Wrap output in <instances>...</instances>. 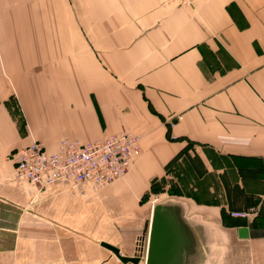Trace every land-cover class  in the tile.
Here are the masks:
<instances>
[{
	"label": "crops",
	"instance_id": "0c3cea01",
	"mask_svg": "<svg viewBox=\"0 0 264 264\" xmlns=\"http://www.w3.org/2000/svg\"><path fill=\"white\" fill-rule=\"evenodd\" d=\"M68 2L66 19L45 0H0V264H115L104 248L77 249L69 227L91 191L12 180L9 155L32 140L28 128L48 152L61 138L138 135L139 155L116 182L171 184L201 227L204 264H264V0ZM61 24L83 38L59 39ZM113 184L100 206L126 193Z\"/></svg>",
	"mask_w": 264,
	"mask_h": 264
},
{
	"label": "built area",
	"instance_id": "2783aa9c",
	"mask_svg": "<svg viewBox=\"0 0 264 264\" xmlns=\"http://www.w3.org/2000/svg\"><path fill=\"white\" fill-rule=\"evenodd\" d=\"M193 1L158 0V5H189ZM139 152L138 135L125 131L87 142L61 138L51 152L44 148L41 141L32 139L27 146L9 155L13 164L11 178L37 190L54 183H64L78 196L84 197L88 191L99 190L122 179ZM253 213L254 209L248 208L230 216L246 218Z\"/></svg>",
	"mask_w": 264,
	"mask_h": 264
},
{
	"label": "rangeland",
	"instance_id": "374dc122",
	"mask_svg": "<svg viewBox=\"0 0 264 264\" xmlns=\"http://www.w3.org/2000/svg\"><path fill=\"white\" fill-rule=\"evenodd\" d=\"M68 7V0H58V2L56 0H45V8L47 11L53 12L59 18L62 12L67 19L66 15L67 13L69 14ZM57 33L59 39H65L67 42L83 38L82 31H74L72 27L67 29V25L63 24L59 26ZM82 50L83 48H79V51ZM167 127V129L170 128L169 123ZM47 130L48 132L51 131L50 128ZM27 132L29 136L28 140L35 139L32 138L29 128ZM161 181H163V178H161ZM117 183L127 187V189H124L126 193L119 191L116 195L117 199L114 198L111 201H107L106 205H103L104 207L100 206L103 200L99 199L98 193L111 184L116 185ZM159 184L155 186L154 180L149 181L144 177L140 178L138 176L131 189H128L125 180L124 182L114 181L99 190L91 191L94 195L88 202L90 204H88L85 218L76 217V223L69 226L76 235V248L84 249L86 252L90 251L95 255L97 250H104L98 245L99 241H104L117 247L122 255H138L142 258L150 206L153 202L154 204H158L166 200L179 201L173 197V191L175 190L171 184L165 187H163V182ZM28 226L29 228H33L35 232H39L37 229H34L37 227L35 223H29ZM65 227L67 228V226ZM224 245H226L225 240L218 245L217 249L213 248V251L218 253L217 256L222 254ZM109 255H111V260L115 264H121L110 252ZM220 263L221 256L213 264Z\"/></svg>",
	"mask_w": 264,
	"mask_h": 264
},
{
	"label": "water",
	"instance_id": "95a60500",
	"mask_svg": "<svg viewBox=\"0 0 264 264\" xmlns=\"http://www.w3.org/2000/svg\"><path fill=\"white\" fill-rule=\"evenodd\" d=\"M199 227L185 218L184 205L175 200L154 204L150 209L143 264H204L207 249ZM239 238H246L245 228L237 229ZM222 240L217 244H221ZM99 246L109 251L121 264H138L140 256L122 255L119 249L105 242Z\"/></svg>",
	"mask_w": 264,
	"mask_h": 264
},
{
	"label": "bare ground",
	"instance_id": "6f19581e",
	"mask_svg": "<svg viewBox=\"0 0 264 264\" xmlns=\"http://www.w3.org/2000/svg\"><path fill=\"white\" fill-rule=\"evenodd\" d=\"M154 205V202L152 203V206ZM138 256V255H137ZM143 259H144V255L142 256V258H141V261L138 263V264H143Z\"/></svg>",
	"mask_w": 264,
	"mask_h": 264
}]
</instances>
